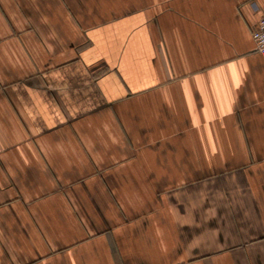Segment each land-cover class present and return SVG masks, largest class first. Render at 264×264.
<instances>
[{
  "label": "crops",
  "instance_id": "crops-1",
  "mask_svg": "<svg viewBox=\"0 0 264 264\" xmlns=\"http://www.w3.org/2000/svg\"><path fill=\"white\" fill-rule=\"evenodd\" d=\"M264 0H0V264H264Z\"/></svg>",
  "mask_w": 264,
  "mask_h": 264
},
{
  "label": "built area",
  "instance_id": "built-area-1",
  "mask_svg": "<svg viewBox=\"0 0 264 264\" xmlns=\"http://www.w3.org/2000/svg\"><path fill=\"white\" fill-rule=\"evenodd\" d=\"M252 36L255 41L256 50L264 57V12L260 16Z\"/></svg>",
  "mask_w": 264,
  "mask_h": 264
}]
</instances>
